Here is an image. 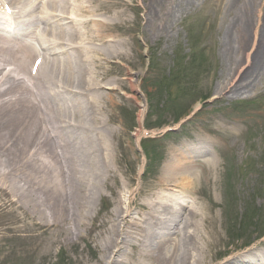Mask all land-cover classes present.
I'll return each instance as SVG.
<instances>
[{"label": "rangeland", "instance_id": "rangeland-1", "mask_svg": "<svg viewBox=\"0 0 264 264\" xmlns=\"http://www.w3.org/2000/svg\"><path fill=\"white\" fill-rule=\"evenodd\" d=\"M255 1L260 5L263 0ZM5 4L14 11L10 2ZM225 4L226 0H99L92 16L72 10L64 14L65 3H55L48 13L38 12L43 18L38 16L36 22L53 14L73 16L86 35L103 30L118 47L107 55L95 42L84 41L85 46L100 48L102 53L92 65L97 83L80 93L65 92L64 123H57L55 117L49 120L58 149H67L68 156L75 146L99 149L110 141L118 172V180H110L111 185L122 190L123 182H129L138 187L139 197L164 172L171 148L215 141L211 154L218 160L217 167L208 166L205 158L197 160L199 175L206 183L204 194L198 197L210 209L218 231V248L212 253L228 250L240 259L250 249L264 251V76L258 88L240 98L220 94L230 68V60L221 50L225 21L230 18ZM91 18L101 20L95 23ZM68 21L60 23L67 25ZM45 23L26 30L40 31ZM35 45L38 50L48 48L44 50L47 54L49 47H56L45 39H36ZM21 77L32 83L26 74ZM51 83L37 86L38 91L46 95L55 87L68 88L62 79ZM142 105L145 121L141 128ZM76 111H81L79 116ZM54 167L67 178L78 171L67 160L64 166ZM78 176L85 179L81 168ZM116 199L112 189L105 190L92 218L96 222L108 219ZM132 209L136 216V206ZM15 226L12 223L0 238V264H92L99 255L100 235L106 230L103 224L88 239L71 243H59L56 238L47 253L42 247L50 239L48 235L33 238L30 231H18ZM222 259L225 257H216L215 262Z\"/></svg>", "mask_w": 264, "mask_h": 264}, {"label": "bare ground", "instance_id": "bare-ground-1", "mask_svg": "<svg viewBox=\"0 0 264 264\" xmlns=\"http://www.w3.org/2000/svg\"><path fill=\"white\" fill-rule=\"evenodd\" d=\"M84 1L86 6L83 0H0V5L12 4L16 17L0 16V238L15 223L18 231L28 230L33 238L48 235L50 239L42 249L50 253L56 238L59 243L88 239L105 224L99 255L92 264H264V254L259 258L251 253L252 261H246L228 250L212 253L218 248L219 236L210 209L198 197L204 194L206 183L199 175L197 160L205 158L207 165L215 169L218 160L209 148L214 143L200 140L195 148L185 144L171 148L164 172L139 197L138 187L133 188L129 182H123L122 190L111 185L110 180H118V172L110 141L99 149L75 146L68 156L67 149H58L49 120L55 117L57 123H64L65 92L80 93L85 86L97 83L92 65L102 53L100 48L85 46L84 41L95 42L107 55L118 47L103 30L86 35L80 23L74 21L77 19L69 15L53 14L48 20H40L46 21L40 31H27L26 27L37 26L38 16L43 18L38 12L48 13L55 3H65L64 14L72 10L96 15L94 4L99 0ZM262 5L264 0L260 5L255 0H226L230 18L225 21L221 50L229 58L230 68L219 92L230 99L258 88L264 76ZM62 20H69L68 24L60 23ZM90 20L98 23L101 19ZM36 39H45L56 47H49L47 54L44 50L48 48L37 49ZM38 57H43V62L33 73ZM13 64L17 68H9ZM19 73L26 74L32 83ZM60 79L67 89L55 87L46 95L38 91L37 86H52L53 80ZM144 111L145 106L141 124ZM80 112L76 111V116ZM66 160L78 170L69 178L54 167L64 166ZM80 168L83 180L78 176ZM107 189H112L117 199L108 219L96 222L92 214ZM219 256L225 259L215 262Z\"/></svg>", "mask_w": 264, "mask_h": 264}]
</instances>
